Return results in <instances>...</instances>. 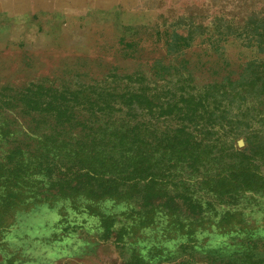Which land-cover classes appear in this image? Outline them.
Listing matches in <instances>:
<instances>
[{
    "label": "rangeland",
    "instance_id": "obj_1",
    "mask_svg": "<svg viewBox=\"0 0 264 264\" xmlns=\"http://www.w3.org/2000/svg\"><path fill=\"white\" fill-rule=\"evenodd\" d=\"M256 40L264 41V0H0V196L7 156L44 152V135L72 146L97 129L125 132L137 123L141 136L170 133L184 121L139 108L147 107L143 96L167 104L248 82L264 71ZM30 97L67 110L59 119L36 113L24 104ZM105 100L112 108L99 111ZM190 130L215 146L208 171L177 168L163 195L149 194L159 212L143 228L133 212L142 195L91 205L82 189L104 196L106 175L88 172L66 148L53 150L6 216L0 264H264V191L218 197L200 185L223 159L248 155V138L237 128ZM224 220L232 224L222 227Z\"/></svg>",
    "mask_w": 264,
    "mask_h": 264
},
{
    "label": "trees",
    "instance_id": "obj_2",
    "mask_svg": "<svg viewBox=\"0 0 264 264\" xmlns=\"http://www.w3.org/2000/svg\"><path fill=\"white\" fill-rule=\"evenodd\" d=\"M256 41L259 52L264 51V41ZM231 84L235 86L230 90L212 86L204 94L186 93L181 95L179 100L169 101L167 104L164 101L153 104L149 96L142 95L147 107L140 104L139 108L146 109L148 113L155 112L156 108L158 117L174 113L184 121L170 133L161 136L153 133L149 136H141L137 132V125H140L137 123L135 127L125 132L97 129L89 141L85 137L72 146H68L55 136L44 135L41 140L44 152L29 154L27 157L19 150L10 153L6 164L9 166V179L7 178L6 184L2 185L5 186V192L0 196V238L4 227L8 224L7 214L11 216L15 211L14 208L19 205L16 197L19 193L22 195L27 193L25 187L29 186L32 175L50 163L46 159L53 150L66 148L67 154L72 155L74 160H77L78 164L88 172L106 175L103 177L106 185L104 196H97L95 191L87 188L82 189L81 194L91 202V205L95 201L107 198L115 202L131 200L133 190L136 194L142 195L140 197L142 208L133 210L137 213L140 228L150 226L156 216L155 212H159L157 210L159 199L149 200V194L163 195L167 183L174 179L177 168L191 172L200 168L208 171L210 156L215 146L209 141H204V138L197 140L190 130L191 126L206 133H214L212 130H215L216 126L224 130L229 129L230 132L237 128V134L246 135L249 140V154L235 153L231 162L223 159L221 164L223 166L218 168L217 173L206 174L200 181L202 189L218 197L239 196L247 191H264V174L259 172V167L264 166V71L251 76L248 82L239 79ZM247 99H250V102L243 105L241 102ZM179 102L182 104L178 105ZM24 104L31 111L54 116L57 119L67 110L61 103L55 104L53 100L45 101L40 97H30ZM234 106L238 108L235 114L232 113ZM106 108H112L109 100L103 101L98 110L103 111ZM127 109L130 111L134 107L129 106ZM252 122H257L259 125L252 128ZM243 126L245 128H242ZM95 135H99V138ZM99 142L101 147L96 151L95 147ZM221 152L225 155L229 154L223 149ZM230 156L227 158L231 159ZM31 157L36 160H31ZM235 157L239 160H235ZM176 198L179 196L169 197L166 202V215L176 216L178 207ZM226 216L229 219L228 215ZM229 220L221 222L222 227L230 226L232 221ZM178 223L179 227L183 226ZM233 224L237 223L233 222ZM189 227H192L191 223Z\"/></svg>",
    "mask_w": 264,
    "mask_h": 264
}]
</instances>
